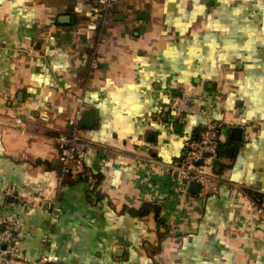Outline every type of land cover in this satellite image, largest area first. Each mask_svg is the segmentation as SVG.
<instances>
[{"label": "crops", "instance_id": "1", "mask_svg": "<svg viewBox=\"0 0 264 264\" xmlns=\"http://www.w3.org/2000/svg\"><path fill=\"white\" fill-rule=\"evenodd\" d=\"M103 27L96 0H0V219L18 216L26 256L47 264H264L249 193L264 191V0H118ZM185 94L199 111H181ZM78 95L85 134L112 152L94 145L60 184ZM208 119L223 152L186 194L165 165ZM43 197L58 218L25 201ZM148 200L166 226L134 213Z\"/></svg>", "mask_w": 264, "mask_h": 264}, {"label": "built area", "instance_id": "2", "mask_svg": "<svg viewBox=\"0 0 264 264\" xmlns=\"http://www.w3.org/2000/svg\"><path fill=\"white\" fill-rule=\"evenodd\" d=\"M96 1L102 8V23L106 27L111 20L112 10L118 0ZM104 40L105 37L102 31L98 36L97 43L100 44ZM98 66L99 59L95 54L91 62L90 74L95 73ZM76 101L78 104L68 118L69 129L58 133L56 136L59 147L60 184L64 183L69 176L78 175L84 170L86 154L94 145L100 146L103 152L107 154L112 152L109 146L97 144L85 134L82 124L83 112L86 108L85 99L82 95H78ZM178 104L182 112L199 111L186 94L179 99ZM200 111L205 113L202 109ZM221 142L222 137L219 124L213 119H208L196 136L185 139L183 154L165 165V168L176 176L177 186L183 193H190V186L193 181H198L201 185H205L211 180V174L206 171V163L209 158L219 157ZM236 188L239 187L236 186ZM255 191L260 194L251 196L254 215L257 218L264 217V191ZM16 193L17 188L13 185L6 187L4 191L6 197L15 196ZM234 194L232 190L230 195L233 196ZM25 201H37L41 203V205L51 210L53 218H58L61 214L60 207L53 199L43 197L39 200L29 198ZM48 260L49 256L42 254L39 259L30 261L22 248V223L19 217L12 213L4 214L1 217L0 261L3 264H19L21 261L34 262V264H47Z\"/></svg>", "mask_w": 264, "mask_h": 264}, {"label": "water", "instance_id": "3", "mask_svg": "<svg viewBox=\"0 0 264 264\" xmlns=\"http://www.w3.org/2000/svg\"><path fill=\"white\" fill-rule=\"evenodd\" d=\"M95 122V113L92 109H86L84 112H83V117H82V124L84 126H92ZM236 131H239L241 132L242 131V127L240 126H233L231 128V137L233 138H237V139H241V136H238V135H234L233 132H236ZM200 187H201V184L198 182V181H193L191 183V186H190V189L193 193H198L199 190H200Z\"/></svg>", "mask_w": 264, "mask_h": 264}, {"label": "trees", "instance_id": "4", "mask_svg": "<svg viewBox=\"0 0 264 264\" xmlns=\"http://www.w3.org/2000/svg\"><path fill=\"white\" fill-rule=\"evenodd\" d=\"M221 145H222V143H221ZM221 145H220V150H219V156H220V154H222V152H223V149L221 148ZM249 193H250L252 196H257V195L260 194L259 192L255 191V190H252V191L250 190ZM152 208L155 210L156 216L158 217V219L160 220V222L163 223V225L165 224V226H166L167 224L165 223V221L163 220L162 216L160 215L162 207H161L160 202H158V201H150V200H148V201L144 204L143 208H141V209L138 210V211H135L134 213H135V214H146V213H148V212L150 211V209H152Z\"/></svg>", "mask_w": 264, "mask_h": 264}]
</instances>
